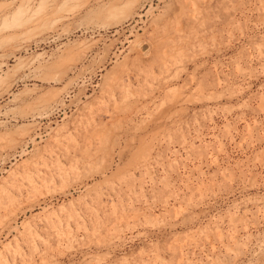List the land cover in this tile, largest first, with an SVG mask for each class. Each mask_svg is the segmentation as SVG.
I'll return each mask as SVG.
<instances>
[{
	"label": "rangeland",
	"instance_id": "374dc122",
	"mask_svg": "<svg viewBox=\"0 0 264 264\" xmlns=\"http://www.w3.org/2000/svg\"><path fill=\"white\" fill-rule=\"evenodd\" d=\"M0 65V264H264V0H0Z\"/></svg>",
	"mask_w": 264,
	"mask_h": 264
},
{
	"label": "bare ground",
	"instance_id": "6f19581e",
	"mask_svg": "<svg viewBox=\"0 0 264 264\" xmlns=\"http://www.w3.org/2000/svg\"><path fill=\"white\" fill-rule=\"evenodd\" d=\"M4 37H5V39L8 38L7 36H4ZM9 38H10V36H9ZM0 66H3V67L0 68V73H2V71H3V69H4V65H0ZM0 75H1V74H0ZM1 78H2V76L0 77V82H5L4 79L2 80ZM11 88H12V85H9V86H7V88L4 89V90H6V91H10ZM9 94H10V93H8V95H9ZM11 94H12V93H11ZM11 94H10V95H11ZM2 113H3V112H2ZM10 118H11V117H10ZM11 120H12V119H11Z\"/></svg>",
	"mask_w": 264,
	"mask_h": 264
}]
</instances>
